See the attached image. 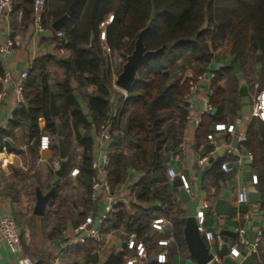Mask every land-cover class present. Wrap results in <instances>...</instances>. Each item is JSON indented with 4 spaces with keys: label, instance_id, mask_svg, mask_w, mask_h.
<instances>
[{
    "label": "trees",
    "instance_id": "1",
    "mask_svg": "<svg viewBox=\"0 0 264 264\" xmlns=\"http://www.w3.org/2000/svg\"><path fill=\"white\" fill-rule=\"evenodd\" d=\"M34 4L35 0H14L13 16L21 15L20 23L24 30L33 22ZM74 4L75 12L61 31L64 37L55 36L53 40L59 47L64 45L70 50L72 59L58 61L54 57H43L34 62L25 84L27 108L18 116L29 120L30 138L37 141L45 134L59 140V123L65 132L67 149L72 134H75L78 147L84 149L79 182L88 197L94 176L91 162L99 127L111 120L115 153L111 156L109 180L115 188L125 181L129 167L138 170L142 176L137 199L150 202V185L164 180L163 165L167 154L177 151L183 142L189 115L186 97L192 93L191 83L197 82L199 76L209 71L219 50L233 47L231 53L234 59L230 67L214 72L211 104L218 113L212 117V122H223L225 119L223 115L229 96L220 83L226 76L231 82L235 81L232 76L235 66L245 68L244 63L250 58L252 66L260 65L264 70V0H47L46 28H49L50 16L56 21L69 13ZM111 13H115V21L108 30V44L124 60L133 53L140 32L148 26L150 30L145 39L147 51L162 50L157 58L140 69L127 96L117 94L115 98H118L119 107L115 117L111 113L115 95L113 72L98 40L99 24ZM92 33L97 37L94 48ZM247 49L250 56L246 55ZM52 63L67 70V78L59 86L51 84L48 70ZM190 69H193V78H185ZM4 70L0 59V75ZM72 78L77 79L81 86L95 87L94 93L86 97L87 114L77 100ZM3 89L0 83V92ZM52 91L56 93V100L61 102L60 118L51 116ZM18 125L19 121L12 127ZM261 127L264 129L263 123ZM93 128L97 132L96 138L91 134ZM8 135L7 132H0V151L17 152L3 141V136ZM252 136V132H248V142ZM124 150L128 153L124 154ZM72 167V161L68 159L63 177ZM152 198L168 202L171 207L175 201L167 192L157 191ZM87 202L90 203L89 200ZM84 218L85 215L81 214L77 224ZM152 219L150 211L140 209L139 214L131 215L121 205L102 231L123 227L148 244L146 234ZM61 229V226L55 228L51 239L57 238ZM95 248L96 243L91 241L75 252L80 254ZM93 258L88 259L93 261ZM122 263L120 255L111 256L106 264Z\"/></svg>",
    "mask_w": 264,
    "mask_h": 264
},
{
    "label": "crops",
    "instance_id": "2",
    "mask_svg": "<svg viewBox=\"0 0 264 264\" xmlns=\"http://www.w3.org/2000/svg\"><path fill=\"white\" fill-rule=\"evenodd\" d=\"M20 21V14L12 16L10 20L0 17V46L8 38H15L19 42L14 52L2 60L4 69L10 70L13 74H20L26 70L30 71L34 62L43 57H54L58 61L72 59L70 50L64 45L59 47L53 41L57 32L54 33L53 38H48L45 35L51 29L53 19L48 21L49 28H46L44 34L37 33L34 22L24 30ZM231 63V61L223 62V60L213 62L209 71L214 73L217 70L230 67ZM48 72L51 75V84L55 86L63 84L67 78L66 68L56 63L50 65ZM232 74L235 81L231 82L226 76L220 83L227 90L229 96L226 98L223 122H212V117L218 113L216 108L214 113L209 114L206 119H203L202 110L199 109L204 106L205 99L211 98L213 95L211 79L198 83L196 92L186 97V103H192L194 110L190 112L191 118L185 124L183 142L177 151L167 154L163 165L162 179L164 180L150 185L152 195L157 191L169 193L175 200L173 207L168 202L152 198V195L150 202L138 201L137 193L142 175L132 167L128 168L125 181L117 187H113L123 200L122 205L131 215L139 214V210L142 209L150 211L153 217L152 221L156 218H165L169 222L164 232L158 234L151 230V221L146 234L148 241L146 245L150 255L146 264H156V253L159 249L154 244L153 237L170 240L168 264H197L186 243L185 225L181 221L187 214V206L179 200L178 191L174 186L175 181H170L168 176L170 168H173L178 175L186 176L190 181V195L193 199H199L198 211L203 210L205 205H209V208L205 210L206 229L220 236L222 244L225 240H229L233 246L237 240V237H233L235 234L237 235L236 229H246L250 246L240 249L241 256L237 258L240 259V264H264V129L261 127L264 121L253 117L254 100L263 84L264 70L261 67L252 76L249 69L236 65ZM185 78L191 79L193 74L186 73ZM71 84L76 91V97L82 110L87 114L89 110L86 97L94 93L95 87L81 86L75 78H72ZM243 88L244 90L241 92ZM7 89L12 90V85ZM114 92L111 113L117 114L119 101L115 97L117 94L124 96L127 94L116 87ZM57 104L60 109L61 102L57 101ZM24 108H27V103L24 106H18L13 93H10L0 103V132L9 133L8 136H3V141L17 150V152H10L6 149L0 151V218L10 215L16 219L24 245V257L32 260L34 264H106L111 256L121 255L123 257L122 264H124L125 242L129 235L137 234L128 233L123 227L117 230L103 231L99 240L92 241L96 243L94 251L77 254L75 250L82 245L66 248L68 241L73 238V230L87 217H96L103 211L92 201L91 193L89 197L86 195L84 187L79 182V176L71 177V172L74 169L80 170L84 153V149L78 147L74 133L70 138L71 143L68 149L65 146L69 156L67 160L72 161L73 167L68 171L66 177L60 179L59 186L54 193L56 195L52 196L45 216L40 217L34 214L37 189H40L44 195L48 194L57 178V171H55L52 162L61 160L63 164L64 161L58 146L61 138L58 140L45 134L49 135L54 142L49 150H39L40 139L37 141L30 138L29 120L26 117L18 116ZM60 117L61 110L58 118ZM200 117H202V123L198 124L197 120ZM18 121L19 125L13 128L12 125ZM219 124L235 126L236 133L232 135L226 132L215 133L214 128ZM248 132L253 134L250 142H248ZM212 133L214 139L209 141L207 137ZM91 134L93 138L97 137L95 128ZM236 137H238L237 141H235ZM127 153V150H124V154ZM249 154L253 155V160L249 158ZM205 158L207 161L201 164ZM224 163L228 164L231 169L228 174L221 169ZM254 176L258 177L257 185L253 184ZM68 181L73 184L74 182L80 183L83 187L86 197L80 203L65 199L61 194L64 189L63 185ZM253 188L262 195V201L259 204H250L249 202L240 204L238 202L239 193L245 191L249 194ZM88 200L90 203L87 202ZM220 200L226 205L221 206L219 211L227 212V214L219 215L215 211L217 202ZM56 206L61 207V210H55L56 213L66 219H63V224L59 223L54 226V224L50 225L53 220L49 217V210ZM81 214H84L85 218L77 224ZM59 226L62 228L61 233L57 238L51 239L53 230ZM255 229L259 230L258 235L262 234V239L258 238L260 240L254 251L255 245L250 243V237ZM201 237L211 252L220 259V263L210 264H225L219 255L222 244L210 243L203 235ZM90 257L95 258L90 261L88 259ZM0 264H18V257L12 253L1 233Z\"/></svg>",
    "mask_w": 264,
    "mask_h": 264
},
{
    "label": "built area",
    "instance_id": "3",
    "mask_svg": "<svg viewBox=\"0 0 264 264\" xmlns=\"http://www.w3.org/2000/svg\"><path fill=\"white\" fill-rule=\"evenodd\" d=\"M47 9V0H35L33 22L36 27L37 33L44 34L46 32L45 26V15ZM14 12V0H0V17H4L10 20ZM115 21V15H108L99 24V34L98 40L101 49L105 56H109L112 53V48L108 44V30L113 25ZM58 38H63L64 34L62 32H57ZM19 42L15 38H8L0 46V59L5 60L10 56ZM30 71L26 70L20 74H13L10 70L5 69L3 74L0 75V83L3 85L4 89L0 92V103L6 98L10 93H13L15 101L18 106L26 105L25 97V84L29 78ZM215 74L213 72H206L198 77L197 82L191 83V91L195 93L198 88V83L204 82L207 79L213 80ZM12 85V90L7 89L8 86ZM189 115L187 120L191 118L190 112L194 110V105L192 103L188 104ZM215 108L211 104V98L207 97L204 101V109L201 111V116L213 114ZM116 116L114 112L113 117ZM253 117L259 118L264 121V81L260 86V89L254 100V110ZM198 124L202 123V117L197 120ZM112 121H107L99 127V137L96 143L95 152L93 154V159L91 162V169L94 173L91 182V199L97 204L103 211L96 217H87L86 220L78 225L72 232V240L68 241L66 248H74L76 246L85 245L89 241H97L103 234L102 229L106 222L115 214L119 207L123 204V200L114 190L110 180H109V167L111 164V156L114 153L112 144L114 141V131ZM214 132H226L228 134H235V126H228L225 124H219L215 126ZM207 139L213 141L214 134H210ZM53 139L49 135H44L40 137L39 150L47 151L51 148L53 144ZM249 158L253 160V155L249 154ZM205 158L202 160L201 164L206 162ZM55 171L60 170L62 166L61 160H54L52 162ZM221 169L225 173H230L231 169L228 164H222ZM80 175V170L74 169L71 172V177H78ZM168 176L170 181L173 182L179 179L182 188L190 194L191 183L188 178L184 175H178L173 168L168 169ZM253 184H258V177H253ZM249 201L248 193L243 191L238 195V202L240 204H246ZM209 208V205H205L203 210L197 211L196 221L198 226V232L203 235L204 238L210 243L222 244V238L216 235L212 231L206 229V213L205 210ZM168 220L165 218H156L151 223V230L154 233L164 232L166 226L168 225ZM0 233L9 246L13 254L18 257V264H34L32 260L24 257V245L22 241V236L20 232L19 225L13 216L6 215L0 218ZM237 240L231 247V255L233 258H238L241 256L240 249L242 247H249V241L246 236L245 228H237ZM262 239V234L258 235V238ZM150 238V237H149ZM253 247L255 251L258 241ZM154 244L157 246L159 251L156 253L155 263L156 264H168V248L170 246L169 239L152 238ZM125 252L124 264H146L149 259L148 248L144 240L139 239L137 235L131 234L125 242ZM211 263H220V259L214 256Z\"/></svg>",
    "mask_w": 264,
    "mask_h": 264
},
{
    "label": "water",
    "instance_id": "4",
    "mask_svg": "<svg viewBox=\"0 0 264 264\" xmlns=\"http://www.w3.org/2000/svg\"><path fill=\"white\" fill-rule=\"evenodd\" d=\"M75 9H76V5L74 4L69 13L65 14L64 16L53 22V24L51 25V29L48 30L45 33V35L48 38H53L54 33L61 32L64 26L70 21L71 15L75 12ZM149 30L150 27L148 26L146 29L140 32L138 39L135 43L134 51L131 55L127 57V62L123 67V71L119 74L115 82L116 87L123 90L127 94L131 91L133 85L135 84L140 69L144 65H146L150 60L157 58L162 52L161 49L154 51H147L145 45V39ZM96 38L97 37L95 33H92L91 35L92 48H94L96 45ZM243 90L244 88L241 89V92ZM199 109L203 110L204 106L200 107ZM50 112L53 118H58L60 116V109L57 104L55 91L51 92ZM59 129H60L59 136L61 139L59 141L58 146L60 149L61 158L63 159L64 163L62 164L60 170L56 172L57 178L54 182L52 190L45 195L41 192L40 189H37L36 191L37 199H36L34 214L40 217L45 216L47 206L52 196L54 195L56 188L59 186L60 179L63 177V175L66 172L65 161L67 160L68 155L64 143L65 132L63 131L61 125H59ZM237 140L238 137L235 138V141ZM174 186L178 191L180 202L187 206V214L184 218L181 219V221L185 225L184 234L189 251L191 255L195 258L197 264H210L214 259L215 255L213 252H211V249L205 244L203 238L199 234L197 221H196L199 199H193L192 196L182 188V184L179 179L175 180ZM248 197H249L248 202L250 204H259L262 201V195L256 192L254 188L250 190ZM223 205H226V203L223 202L222 200L217 202L215 208L217 214L219 215L227 214V212L221 213L219 211V208ZM258 231H259L258 229H255L253 231V235H251L250 237V243L252 245L256 244L258 238ZM233 237L236 238L237 235L235 234ZM231 246H232V242L229 240H225L219 251V255L223 259L225 264H240V259L237 258L235 259L232 257Z\"/></svg>",
    "mask_w": 264,
    "mask_h": 264
},
{
    "label": "rangeland",
    "instance_id": "5",
    "mask_svg": "<svg viewBox=\"0 0 264 264\" xmlns=\"http://www.w3.org/2000/svg\"><path fill=\"white\" fill-rule=\"evenodd\" d=\"M62 5V3H60ZM111 14H115V13H111ZM53 17L50 16L49 17V20H52ZM111 47V46H110ZM112 48V47H111ZM233 52V47L230 48V47H223L219 50L217 56L215 57L214 59V63L216 61H219V60H223V62H229V61H232L234 59V56L233 54L231 53ZM250 51L249 49H247L246 51V55L247 56H250ZM109 58V61H110V65H111V69H112V72H113V88L116 87L115 85V82L119 76V74L123 71V67L125 65V63L127 62V58L126 60H124V58L122 57V55L118 52H115L112 48V53L108 56ZM126 61V62H125ZM247 62L244 63V66L246 69H249L250 73H252V76L255 74L256 70H259L261 68L260 65H256V66H252V64L250 63V58H248L246 60ZM210 69H211V66H210ZM209 69V70H210ZM189 74H193V69H190L188 70ZM118 88V87H116ZM119 90V88H118ZM127 94V93H125ZM63 191H62V195L63 197H65V199H70L71 201H74V202H77V203H80L82 201V199H84L86 197L85 195V192L83 191V187L79 184H77L76 182L71 183L70 181H68L66 184L63 185ZM61 207L60 206H56L55 208H51L49 210V217L53 220V222L51 221L50 222V225L54 224L57 225L59 223H64V218L66 219V217H62L60 215H58L56 213L55 210H59ZM61 210V209H60ZM60 213V211H59ZM49 225V224H48Z\"/></svg>",
    "mask_w": 264,
    "mask_h": 264
}]
</instances>
